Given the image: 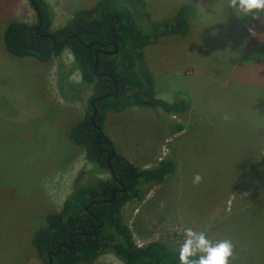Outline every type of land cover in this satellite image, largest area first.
I'll return each mask as SVG.
<instances>
[{"label":"rangeland","instance_id":"1","mask_svg":"<svg viewBox=\"0 0 264 264\" xmlns=\"http://www.w3.org/2000/svg\"><path fill=\"white\" fill-rule=\"evenodd\" d=\"M44 1L58 30L99 0ZM118 3L146 33L192 8L184 34L153 37L143 49L155 98L186 101L188 111L173 116L133 107L105 114L103 131L133 165H174L161 185L144 188L141 203L122 209L135 244L179 251L190 227L214 242L231 240L230 264H264V24L240 17L228 0ZM13 21L36 24L29 0H0V264H43L31 240L45 216L59 212L74 187L109 175L67 138L89 95L72 55L65 50L41 63L9 54L3 34ZM93 264L123 263L107 254Z\"/></svg>","mask_w":264,"mask_h":264},{"label":"trees","instance_id":"2","mask_svg":"<svg viewBox=\"0 0 264 264\" xmlns=\"http://www.w3.org/2000/svg\"><path fill=\"white\" fill-rule=\"evenodd\" d=\"M29 3L36 24L8 23L3 34L5 50L41 63L60 58L65 50L70 52L84 93L89 95L83 119L69 130L67 138L83 151L87 163L109 175L108 179L74 187L61 210L45 216L44 226L31 240L37 258L43 264H49V258L51 264H93L112 254L123 264H180L179 251L163 244L138 247L122 217L127 203L144 200L145 187L161 185L174 172L173 163L161 160L150 169L133 165L116 151L103 124L107 112L119 114L133 107L159 108L173 116L188 111L186 101L167 103L155 98L153 82L143 64V49L153 37L184 34L192 8H180L172 22L155 24L152 32L146 33L118 0H99L93 8L74 13L58 30L51 29L53 13L48 3ZM174 129L178 133L183 126Z\"/></svg>","mask_w":264,"mask_h":264},{"label":"clouds","instance_id":"3","mask_svg":"<svg viewBox=\"0 0 264 264\" xmlns=\"http://www.w3.org/2000/svg\"><path fill=\"white\" fill-rule=\"evenodd\" d=\"M228 6L242 18L250 17L264 24V0H228ZM251 35L256 32L248 29ZM227 119V117H225ZM202 176L196 174L193 184L199 185ZM232 200L229 199L227 211H231ZM184 239L179 247L180 264H230L234 257V245L231 240L213 241L206 231H197L190 227L184 229Z\"/></svg>","mask_w":264,"mask_h":264},{"label":"water","instance_id":"4","mask_svg":"<svg viewBox=\"0 0 264 264\" xmlns=\"http://www.w3.org/2000/svg\"><path fill=\"white\" fill-rule=\"evenodd\" d=\"M46 37H49V36H46ZM97 63H95V66H96ZM101 100V99H99ZM91 105H93V102L91 103ZM96 114V111L94 110V116ZM112 199H114V193H112ZM109 202V201H108ZM93 203H91L89 206H91ZM88 210V207L85 208V211ZM49 264H51V258H49Z\"/></svg>","mask_w":264,"mask_h":264}]
</instances>
